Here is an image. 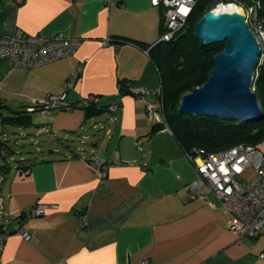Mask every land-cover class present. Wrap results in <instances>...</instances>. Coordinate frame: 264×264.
<instances>
[{
  "label": "crops",
  "instance_id": "0c3cea01",
  "mask_svg": "<svg viewBox=\"0 0 264 264\" xmlns=\"http://www.w3.org/2000/svg\"><path fill=\"white\" fill-rule=\"evenodd\" d=\"M164 16L153 0H0V33L83 38L73 55L41 66L0 62L3 110L24 108L25 124L48 137V154L22 157L16 168L0 162V264H264V236H237L223 207L190 197L196 166L169 127L154 130L147 103L160 105L159 97L137 94L162 89L149 48L162 38ZM50 94L69 104L96 94L105 109L88 116L87 108L36 106ZM104 114V146L74 145L69 137H89L86 126ZM93 158L109 164L106 177ZM36 202L58 207L34 216ZM3 214L16 218L2 227Z\"/></svg>",
  "mask_w": 264,
  "mask_h": 264
},
{
  "label": "built area",
  "instance_id": "2783aa9c",
  "mask_svg": "<svg viewBox=\"0 0 264 264\" xmlns=\"http://www.w3.org/2000/svg\"><path fill=\"white\" fill-rule=\"evenodd\" d=\"M153 3L164 7L165 31L161 40H170L176 33L187 28L188 19L192 14L196 0H153ZM238 5L247 14V23L261 47L260 60L252 85L253 90L257 92L260 67L264 65V3L263 0H252L249 5ZM82 41L81 37L70 36L63 32L52 35L0 33V62L6 60L15 66L28 68L41 66L73 55ZM79 74V70L72 73L73 77L68 80L69 87L73 86V78L78 77ZM137 94L159 97L160 105L149 101L147 112L150 118L158 122L163 121L165 116L163 114L162 89L141 88ZM100 101L99 95L91 94L75 104H69L65 101V94H50L39 101L36 106L41 109L70 110L75 107L99 106ZM107 108L116 112L120 108V104L112 102ZM2 129L3 125L0 122V131ZM3 153H8L7 148L3 150ZM187 155L200 175L199 179L191 180L186 184L190 197L202 198L212 208L223 207L230 215L229 228L237 236L253 239L264 236V138L256 144L238 143L214 151L195 148L194 152H187ZM91 164L101 177L107 176L109 167L107 162L93 158ZM250 166L255 167L257 176L251 181H247L243 177V173ZM57 207V204L36 202L30 214L43 215L48 208ZM15 218L14 215L3 214L1 216L2 227L11 224ZM17 230L24 237H30V234L21 226ZM2 243L1 241L0 247ZM259 256L264 259V250Z\"/></svg>",
  "mask_w": 264,
  "mask_h": 264
},
{
  "label": "trees",
  "instance_id": "16d2710c",
  "mask_svg": "<svg viewBox=\"0 0 264 264\" xmlns=\"http://www.w3.org/2000/svg\"><path fill=\"white\" fill-rule=\"evenodd\" d=\"M218 2H235L249 5L252 0H196L185 30L170 40H160L149 48L162 78L164 120L155 124L154 130L169 127L186 152L195 148L219 150L238 143L256 144L264 138V65L260 67L257 94L262 104V114L254 120L240 122L235 119L208 115H186L179 111L181 98L186 92L207 81L214 67L215 54L223 49V43L205 44L195 35V25ZM264 3V0H263ZM121 93L130 91L127 82L120 84ZM0 103V113L4 107ZM98 105L87 107L88 116L102 112ZM26 110H14L4 116L13 124H25L29 115ZM13 150H9V153ZM7 167V165H4ZM22 167V165L20 166ZM27 168V167H26Z\"/></svg>",
  "mask_w": 264,
  "mask_h": 264
},
{
  "label": "water",
  "instance_id": "95a60500",
  "mask_svg": "<svg viewBox=\"0 0 264 264\" xmlns=\"http://www.w3.org/2000/svg\"><path fill=\"white\" fill-rule=\"evenodd\" d=\"M195 35L205 44L223 43L213 58L205 83L181 98L179 111L247 122L262 114L252 85L261 55L260 44L242 10L212 8L195 25Z\"/></svg>",
  "mask_w": 264,
  "mask_h": 264
},
{
  "label": "rangeland",
  "instance_id": "374dc122",
  "mask_svg": "<svg viewBox=\"0 0 264 264\" xmlns=\"http://www.w3.org/2000/svg\"><path fill=\"white\" fill-rule=\"evenodd\" d=\"M220 4H222V2H218L213 8H217ZM14 109L17 110L18 107H15ZM20 110L25 109L21 107ZM2 112L3 113H0V122L3 125V129L2 131H0V137L3 143H1L2 147H0V162H3L4 164L6 163V169H9L11 167H18L20 158L22 157L39 156L42 155V152L48 154V149H45L46 145L48 144V137L46 132L40 131L34 124L18 125L10 123V121L6 120L4 116H6L7 114H11V111L6 113L5 110H3ZM105 117H107V114L100 116V121L89 123L86 126L85 134H88L89 137H85L82 135L72 136L69 137V139H74L75 141L73 142V144L78 146L79 148L85 149L86 151H91L92 149H94L93 144L95 142L99 143L98 147H96L95 150L101 149V147L104 146V143L107 140V134L105 133L104 129L108 124L106 123L107 120ZM95 124L98 125V128L96 129L94 128ZM103 127L104 129H101ZM109 127L110 126H108V128ZM49 141L52 140H50L49 138ZM4 146H6L8 150L7 154L2 153V149ZM40 147H43L41 151L38 150V148ZM9 150H13V152L9 153ZM98 151H96L97 154L99 153ZM256 176L257 172L255 167L253 166L248 167L243 173V177L247 181H251L252 179L256 178Z\"/></svg>",
  "mask_w": 264,
  "mask_h": 264
},
{
  "label": "bare ground",
  "instance_id": "6f19581e",
  "mask_svg": "<svg viewBox=\"0 0 264 264\" xmlns=\"http://www.w3.org/2000/svg\"><path fill=\"white\" fill-rule=\"evenodd\" d=\"M217 10L218 11H222V10H226V11H232V10H241V7L235 3V2H232L231 4H228V3H223V4H220L218 7H217Z\"/></svg>",
  "mask_w": 264,
  "mask_h": 264
}]
</instances>
